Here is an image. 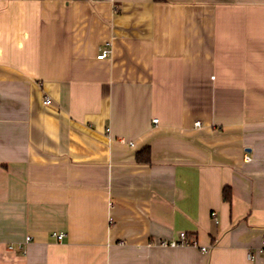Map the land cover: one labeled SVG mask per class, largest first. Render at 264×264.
<instances>
[{"label":"crops","instance_id":"0c3cea01","mask_svg":"<svg viewBox=\"0 0 264 264\" xmlns=\"http://www.w3.org/2000/svg\"><path fill=\"white\" fill-rule=\"evenodd\" d=\"M262 231L264 0H0V264H264Z\"/></svg>","mask_w":264,"mask_h":264},{"label":"built area","instance_id":"2783aa9c","mask_svg":"<svg viewBox=\"0 0 264 264\" xmlns=\"http://www.w3.org/2000/svg\"><path fill=\"white\" fill-rule=\"evenodd\" d=\"M110 55V51L109 50H102L101 53L97 56V59L101 60L104 58H107ZM50 103V99L49 98H45L44 99V104L48 105ZM157 120H154V123H156ZM246 161H248V157L245 156L244 158ZM211 217L214 219L215 223V213L212 212L211 213ZM56 240L60 241L63 238V235H55ZM29 240V239H27ZM195 243L193 241H191L190 239H188L187 235L185 233H180L177 240L176 241H171L169 243H165L162 242L161 245H167L170 247H177V246H189V245H194ZM204 250V249H202ZM255 255H259V256H264V231H262L261 235H260V241H259V245L258 247L255 249V254L254 253H248L247 258L249 260H254Z\"/></svg>","mask_w":264,"mask_h":264},{"label":"trees","instance_id":"16d2710c","mask_svg":"<svg viewBox=\"0 0 264 264\" xmlns=\"http://www.w3.org/2000/svg\"><path fill=\"white\" fill-rule=\"evenodd\" d=\"M135 160L138 164H146V165L150 164V149H149V147L144 148V149L140 150L139 152H137L135 155ZM222 200L224 202L230 203V201H231L230 189L223 188ZM187 237H188V235H187Z\"/></svg>","mask_w":264,"mask_h":264}]
</instances>
